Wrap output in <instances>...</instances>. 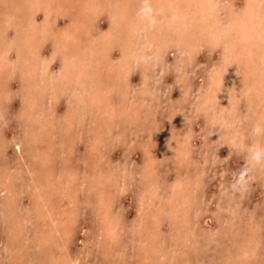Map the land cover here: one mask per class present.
Instances as JSON below:
<instances>
[{"label": "rangeland", "instance_id": "rangeland-1", "mask_svg": "<svg viewBox=\"0 0 264 264\" xmlns=\"http://www.w3.org/2000/svg\"><path fill=\"white\" fill-rule=\"evenodd\" d=\"M50 1L0 0V264H264L252 1Z\"/></svg>", "mask_w": 264, "mask_h": 264}, {"label": "bare ground", "instance_id": "bare-ground-1", "mask_svg": "<svg viewBox=\"0 0 264 264\" xmlns=\"http://www.w3.org/2000/svg\"><path fill=\"white\" fill-rule=\"evenodd\" d=\"M34 1V0H33ZM46 1V2H45ZM41 0V4H43L44 5V7H46L45 9L46 10H48L47 12L48 13H50V9L52 10L53 8L51 7V4H49V1L50 0ZM104 1V0H103ZM208 3H209V0H206ZM252 2H250V4L248 5V7H246L245 8V11H244V15H242V18L240 19V17H236V20H235V22L238 20L239 21V19H240V21H239V23L238 24H236L235 25V27L231 30V28H229L228 27V30H231V31H235V32H237V36L235 35V37L233 38L232 37V39L230 40H228L227 42H228V45H230L232 48H236V46H237V43L239 42V48H240V51H239V53L237 54H235V55H237L238 57H240V56H243L242 54H247V53H250V51H252L253 50V48L252 47H249L250 46V44H253V45H256L258 48H260V49H264V31L262 30V28H260V30H258V28H256V27H254V26H252L251 25V23L253 22V20H254V18H255V15L253 14V9H254V4H255V2L257 1V0H251ZM36 3H38L37 1H35ZM51 2V1H50ZM85 2V1H84ZM189 2V1H188ZM263 2V1H262ZM59 3V2H58ZM56 4V5H59V4ZM82 3V2H81ZM88 3V2H87ZM174 3V2H173ZM173 3H171V5H173ZM69 4V3H68ZM86 4V3H85ZM264 4V3H263ZM105 5V4H104ZM175 5H176V3H175ZM188 5H190V4H188ZM40 6V5H39ZM54 6H55V4H54ZM65 6H66V4H65ZM68 7H69V5H68ZM87 7V6H86ZM263 7V6H262ZM31 8V7H30ZM40 8V7H39ZM38 8V10L39 11H41L42 9L41 8H43L42 7V5H41V8L39 9ZM60 8V7H59ZM125 8V7H124ZM17 9V8H16ZM34 9H36V8H34ZM65 9V8H64ZM69 9V8H68ZM74 9V8H73ZM262 9V8H261ZM260 9V10H261ZM9 10H11V8L9 9ZM15 10V9H14ZM38 10H36V11H38ZM185 10H186V8L184 7V10H183V12L185 13ZM19 11V10H18ZM24 11H27V9L26 10H24ZM68 11V10H67ZM70 12L72 11V10H69ZM80 11V10H79ZM108 11V10H107ZM106 11V12H107ZM262 11H264L263 9H262ZM261 11V12H262ZM9 12V11H8ZM34 12V11H33ZM182 12V13H183ZM194 12V11H193ZM6 13H7V11H6ZM23 13V12H22ZM21 13V14H22ZM72 13V12H71ZM78 13V12H77ZM263 13V12H262ZM11 14V13H10ZM15 14V13H14ZM20 14V15H21ZM24 14V13H23ZM54 14V13H53ZM79 14V13H78ZM113 13H111L110 15H112ZM195 14V13H194ZM44 15H46V13L44 14ZM72 15H74L73 13H72ZM92 15V14H91ZM102 15V14H101ZM207 15V14H206ZM23 16H26V15H23ZM31 16L33 17V13L31 14ZM264 16V15H263ZM16 17V16H15ZM47 17V16H46ZM74 17H76V16H74ZM258 17H261V15L260 16H258ZM17 18V17H16ZM23 18V17H22ZM26 18V17H25ZM24 18V19H25ZM62 18V17H61ZM72 18V17H71ZM109 18V17H108ZM140 18V17H139ZM204 18H206V17H204ZM243 18H246V19H243ZM32 20H33V18H31ZM45 19V18H44ZM46 19H50V18H46ZM74 19V18H73ZM120 19V18H119ZM259 19V18H258ZM257 19V20H258ZM15 20V19H14ZM32 20H30V22H32ZM69 20H70V17H69ZM256 20V21H257ZM260 20H263V18L262 19H260ZM27 21V20H26ZM234 21V20H233ZM237 21V22H238ZM42 22H44V21H42ZM203 22H204V20H203ZM258 22V21H257ZM11 23V22H10ZM50 23H51V21H50ZM54 23V22H53ZM56 23H57V25L59 24L57 21H56ZM56 23H54V25L56 24ZM66 23H68V22H66ZM77 23V22H76ZM262 24L264 23V21L263 22H261ZM13 24V23H12ZM34 24V23H33ZM36 24V23H35ZM34 24V25H35ZM256 24V23H255ZM260 24V23H259ZM38 24H36L35 26H37ZM39 26V25H38ZM43 26V25H42ZM71 26V25H70ZM135 26V25H134ZM259 26H261V25H259ZM185 27V26H184ZM187 27V26H186ZM189 27V26H188ZM258 27V26H257ZM19 28V27H18ZM23 28H24V25H23ZM22 28V29H23ZM38 28V27H37ZM39 28H40V26H39ZM62 28V27H61ZM60 28V29H61ZM161 28V27H160ZM1 29V28H0ZM43 29V28H42ZM79 29V28H78ZM91 29V28H90ZM264 29V28H263ZM25 30V29H24ZM63 30V29H62ZM75 30V29H74ZM8 31V30H7ZM60 31V30H59ZM67 31V30H66ZM79 31V30H78ZM81 31H82V29H81ZM89 31H91V30H89ZM109 31V30H108ZM16 32V31H15ZM29 32V31H28ZM51 32V31H50ZM123 32H124V30H123ZM63 33V32H62ZM168 33V32H167ZM16 34V33H15ZM14 34V35H15ZM19 34V33H18ZM27 34H29V33H27ZM26 34V35H27ZM61 34V33H60ZM72 34V33H71ZM71 34H69V35H71ZM73 35V34H72ZM71 35V36H72ZM75 35V34H74ZM163 35V34H162ZM16 36V35H15ZM80 36V35H79ZM106 36V35H105ZM21 37V36H20ZM51 37V36H50ZM76 37V36H75ZM81 37H84V36H81ZM107 37V36H106ZM261 37H263L262 39H261ZM16 38H17V36H16ZM55 38H57V37H55ZM54 38V39H55ZM64 38H65V36L63 37V40L62 41H64ZM120 38V37H119ZM157 38V37H156ZM13 39V38H12ZM23 39V38H22ZM25 39V38H24ZM35 39V38H34ZM47 39V38H46ZM53 39V40H54ZM59 39V41H60V37L59 38H57V40ZM67 39V38H66ZM68 39H71V38H68ZM73 39V38H72ZM78 39V38H77ZM80 39H82V38H80ZM84 39V38H83ZM138 39V38H137ZM243 39H245V40H248L249 39V41L250 42H248V41H245V40H243ZM37 41H38V39H36ZM35 40V41H36ZM39 40H40V38H39ZM56 40V39H55ZM56 40V41H57ZM103 40V39H102ZM184 40V39H183ZM182 40V41H183ZM17 41H18V39H17ZM55 41V42H56ZM62 41H61V43H62ZM68 41V40H67ZM80 41V40H79ZM78 40H77V42H79ZM185 41V40H184ZM11 43H13L14 41H10ZM82 42V41H81ZM96 42V41H95ZM242 42V43H241ZM6 43V42H5ZM14 43H16V42H14ZM40 44H41V42H39ZM57 43V42H56ZM61 43H60V45H61ZM184 43V42H183ZM10 44V43H9ZM20 44V43H19ZM37 44V43H36ZM39 44V45H40ZM59 44V43H58ZM63 44V43H62ZM79 44V43H78ZM16 45H18V42L16 43ZM23 45H25V44H23ZM27 45V44H26ZM57 45V44H56ZM65 45V44H64ZM74 45V44H73ZM252 45V46H253ZM19 46H21V45H19ZM18 46V47H19ZM38 46V45H37ZM75 46V45H74ZM74 46H73V50H74ZM81 46V45H80ZM84 47V46H83ZM14 48V47H13ZM20 48V47H19ZM77 48H78V46H77ZM81 48V47H80ZM23 49V48H22ZM72 49V48H71ZM72 50V51H73ZM62 51V50H61ZM64 51V50H63ZM71 51V52H72ZM70 52V53H71ZM77 52V51H76ZM85 52V51H84ZM17 53H19V52H17ZM39 53V52H38ZM37 53V54H38ZM67 53V52H66ZM69 53V54H70ZM20 54H23L22 53V51H21V53ZM19 54V55H20ZM71 55V54H70ZM79 55H81L80 53H79ZM84 55V54H83ZM140 55V54H139ZM33 56V55H32ZM68 56V55H67ZM29 57V56H28ZM125 57V56H124ZM245 57H247V56H245ZM25 58V57H24ZM77 58H78V55H77ZM81 58V57H80ZM86 58V57H85ZM11 59V58H10ZM34 59H35V57H34ZM33 59V60H34ZM82 59L84 60V58L82 57ZM260 59V58H259ZM27 60V59H26ZM33 60H32V62H33ZM24 61V60H23ZM23 61H21L22 63H23ZM68 61V60H67ZM78 61V60H77ZM248 61V60H247ZM250 61V60H249ZM63 62V61H62ZM87 60H86V64H87ZM30 63H31V61H30ZM47 63V62H46ZM69 63V62H68ZM78 64H79V62H77ZM247 63V62H246ZM28 65L29 63H27V62H25V65ZM33 64V63H32ZM35 64V63H34ZM89 64H90V62H89ZM22 65V64H21ZM20 65V66H21ZM82 65V64H81ZM253 65V64H252ZM258 66V65H257ZM26 67V66H25ZM30 67V66H29ZM34 67V66H33ZM37 67V66H36ZM35 67V68H36ZM93 67H95V66H93ZM27 68V67H26ZM31 68V67H30ZM35 68L34 69H31V70H35ZM69 68H71V67H69ZM133 68V67H132ZM20 69V68H19ZM29 69V68H28ZM74 69V68H73ZM151 69H152V67H151ZM20 70H22V69H20ZM26 70V69H25ZM30 70V69H29ZM27 71V70H26ZM29 72V71H28ZM21 73H22V71H21ZM93 73V72H92ZM23 74V73H22ZM73 74V73H72ZM75 74V73H74ZM14 75V74H13ZM25 75V74H24ZM31 75V74H30ZM28 74H27V76H24V78H28ZM33 76V75H32ZM31 76V77H32ZM49 76V75H48ZM51 76V75H50ZM49 76V77H50ZM61 76V75H60ZM113 76V75H112ZM34 77V76H33ZM32 77V78H33ZM73 77V76H72ZM46 78V77H45ZM45 78H43V80L45 79ZM60 78V77H59ZM31 79V78H30ZM30 79H28V80H26V81H28V85H29V80ZM47 79V78H46ZM75 79V78H74ZM25 80V79H24ZM48 80H50V78L48 79ZM62 80V79H61ZM252 80V79H251ZM257 80L258 79H256V82H257ZM26 81H24V82H26ZM64 80H62V82H63ZM264 81V80H263ZM35 82V81H34ZM37 82V81H36ZM41 82V81H40ZM48 82V81H47ZM83 82V81H82ZM247 82V81H246ZM251 82V81H250ZM262 82V81H261ZM31 83H33L32 82V80H31ZM30 83V84H31ZM56 83V82H55ZM88 83V82H87ZM87 83H86V85H87ZM36 83H34V85H35ZM60 84V83H59ZM90 84V83H89ZM260 84V83H259ZM34 85H32V87L34 86ZM55 85V84H54ZM96 85H97V82H96ZM263 85V84H262ZM38 86V85H37ZM30 87V86H29ZM32 87H30V88H32ZM35 87H36V85H35ZM78 87V86H77ZM256 87V86H255ZM29 88V89H30ZM260 88V87H259ZM262 88V87H261ZM38 89V88H37ZM80 89V88H79ZM103 89V88H102ZM258 89V88H257ZM28 90V89H27ZM88 90H89V88H88ZM216 90H218L217 88H216ZM263 90V89H262ZM31 91V90H30ZM63 91V90H62ZM66 91V90H65ZM248 91V90H247ZM33 92V91H32ZM35 92H37V91H35ZM34 92V93H35ZM39 92V91H38ZM79 92V91H78ZM258 92V91H257ZM27 93H29V91H27ZM33 93V94H34ZM259 93V92H258ZM261 93V92H260ZM31 93H29V95H30ZM33 94L31 95V96H33ZM38 93H35V95L36 96H38L37 95ZM40 94V93H39ZM53 94V93H52ZM81 93H79V95H80ZM263 94V93H262ZM26 95V94H25ZM28 95V96H29ZM55 95V94H54ZM27 96V95H26ZM36 96H33V98L34 97H36ZM84 96V95H83ZM25 97V96H24ZM27 98V97H26ZM32 98V99H33ZM256 98V97H255ZM37 99V98H36ZM36 99H35V101H36ZM39 99V98H38ZM55 99V98H54ZM124 99V98H123ZM253 99V98H252ZM40 100V99H39ZM41 100H43L42 98H41ZM29 101V100H28ZM33 101H34V99H33ZM49 101V100H48ZM56 101H57V99H56ZM263 101H264V99H263ZM23 102H24V100H23ZM22 102V103H23ZM38 103H40L39 101H37ZM41 102H45L44 100L43 101H41ZM37 103V104H38ZM254 103V102H253ZM35 105H36V102H35ZM263 105V104H262ZM38 106H39V104H38ZM45 106H46V104H45ZM25 107H26V105H25ZM36 107V106H35ZM253 107V106H252ZM261 106H259V108H257L258 110H260L261 108H260ZM37 108V107H36ZM35 108V109H36ZM42 108V107H41ZM248 108V107H247ZM40 109V108H39ZM38 109V110H39ZM255 109V108H254ZM263 109V108H262ZM262 109H261V111H258V112H262ZM18 111H19V109H18ZM264 111V110H263ZM20 112V111H19ZM39 112L41 113V111L39 110ZM38 112V113H39ZM22 113V112H21ZM262 113H264V112H262ZM35 114H37V113H35ZM261 114V113H260ZM22 115V114H21ZM31 115V114H30ZM263 115V114H262ZM34 116V115H33ZM42 116V115H41ZM263 117V116H262ZM33 118H35V117H33ZM38 119H39V117H38ZM262 120V119H261ZM263 120H264V117H263ZM38 121V120H37ZM260 121V120H259ZM35 123V122H34ZM262 123V122H261ZM30 126H31V124H30ZM262 127V126H261ZM263 129H264V127H263ZM263 129L261 128V130L263 131ZM50 130V129H49ZM55 131V130H54ZM263 133V132H262ZM127 135H128V133H127ZM31 136V135H30ZM30 136H29V138H30ZM117 136V135H116ZM243 136V135H242ZM256 137V136H255ZM26 139H28L27 137H26ZM107 139H108V137H107ZM30 140L32 141V139L30 138ZM113 140V139H112ZM258 140V139H257ZM256 144V143H255ZM19 144L18 143H16V148L17 149H19ZM150 148V147H149ZM73 149V148H72ZM263 149V148H262ZM149 151H150V149H148ZM39 155H37V157H38ZM22 158V157H21ZM39 159V158H38ZM262 159V158H261ZM129 163V162H128ZM126 165V164H125ZM29 168V167H28ZM119 168V167H118ZM25 170H26V167H25ZM115 171V170H114ZM17 173V172H16ZM32 174V173H31ZM121 174V173H120ZM17 176V175H16ZM29 176H31V175H29ZM15 177V176H14ZM19 177V176H18ZM31 180V179H30ZM32 181V180H31ZM3 182V181H2ZM1 182V183H2ZM17 182V181H16ZM47 182V181H46ZM187 182V181H186ZM4 183V182H3ZM2 183V184H3ZM74 183V182H73ZM48 184V183H47ZM92 184V183H91ZM6 185H7V182H6ZM36 184H34L33 186H35ZM43 185V184H42ZM63 185H66V184H63ZM93 185V184H92ZM10 186V185H9ZM16 186V185H15ZM30 186H32V185H30ZM40 186V185H39ZM4 187V186H3ZM13 188V187H12ZM6 190V189H5ZM11 190V189H10ZM18 190H20V189H18ZM31 190V189H30ZM34 191V190H33ZM8 192V191H7ZM140 192V191H139ZM73 193V192H72ZM1 194H2V192H1ZM10 195V194H9ZM55 195V194H54ZM57 195V194H56ZM40 196L41 195H39V198H40ZM50 197V196H49ZM139 197V196H138ZM63 198V197H62ZM47 199V198H46ZM7 200H8V198H7ZM37 200V199H36ZM6 201V200H5ZM9 202V201H8ZM7 202V203H8ZM59 202H60V199H59ZM49 203V202H48ZM67 203V202H66ZM65 205H67V204H65ZM54 208V207H53ZM64 208V207H63ZM8 209H10V208H8ZM11 209H13V208H11ZM37 209V208H36ZM55 210H56V208H54ZM14 211V210H13ZM65 211V210H64ZM67 213V212H66ZM14 214V213H13ZM42 215V214H41ZM52 215V212L51 211H49V212H46V215L45 216H51ZM64 216L66 215V214H63ZM56 216V215H55ZM52 217V216H51ZM58 217V216H57ZM56 217V218H57ZM8 218V217H7ZM68 218V217H67ZM51 219V218H50ZM103 219V218H102ZM24 219H22V221H23ZM16 221V220H15ZM12 223V222H11ZM54 223V222H53ZM71 223H72V221H71ZM253 223H254V221H253ZM19 224V223H18ZM57 224V223H56ZM20 225V224H19ZM249 227V226H248ZM251 227V226H250ZM61 228V227H60ZM47 230V229H46ZM61 230V229H60ZM69 231V230H68ZM249 231V230H248ZM61 232V231H60ZM59 232V233H60ZM39 233V232H38ZM44 233V232H43ZM63 233V232H62ZM65 233H66V231H65ZM251 233V232H250ZM52 234V233H51ZM50 234V235H51ZM70 234V233H69ZM12 235V234H11ZM45 235V234H44ZM47 235V234H46ZM251 235V234H250ZM41 237V236H40ZM49 237V236H48ZM54 237V236H53ZM56 237V236H55ZM251 237V236H250ZM46 238V237H45ZM51 238V237H50ZM57 238V237H56ZM60 238V237H59ZM47 239V238H46ZM49 239V238H48ZM60 239H62V238H60ZM42 240V239H41ZM250 240H251V238H250ZM46 242V241H45ZM49 242V241H48ZM52 242V241H51ZM56 242V241H55ZM248 242H250L249 240H248ZM65 243V242H64ZM249 244V243H248ZM49 245V244H48ZM51 245V244H50ZM59 245V244H58ZM48 247V246H47ZM59 247V246H58ZM103 247H105V246H103ZM107 247V246H106ZM243 247V246H242ZM246 247V246H245ZM248 248V247H247ZM96 249V248H95ZM94 249V250H95ZM108 249V248H107ZM244 249V248H243ZM105 250V249H104ZM87 251H89V250H87ZM97 251V250H96ZM246 251V250H245ZM49 252V251H48ZM99 252V251H98ZM238 254V253H237ZM86 255V254H85ZM89 255H90V251H89ZM239 255V254H238ZM89 257V256H88ZM240 257V259H241V255L239 256ZM61 260V261H60ZM59 261H60V263H58V264H80V262H79V260L77 259V258H71V257H68V256H66V258H64V257H60L59 258ZM49 264V263H48Z\"/></svg>", "mask_w": 264, "mask_h": 264}]
</instances>
